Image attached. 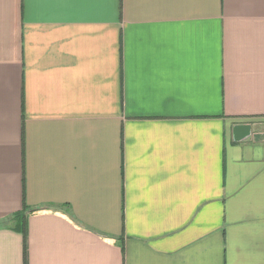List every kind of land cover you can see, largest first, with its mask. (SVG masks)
<instances>
[{
  "label": "crops",
  "instance_id": "obj_1",
  "mask_svg": "<svg viewBox=\"0 0 264 264\" xmlns=\"http://www.w3.org/2000/svg\"><path fill=\"white\" fill-rule=\"evenodd\" d=\"M0 264H264V0H0Z\"/></svg>",
  "mask_w": 264,
  "mask_h": 264
},
{
  "label": "trees",
  "instance_id": "obj_2",
  "mask_svg": "<svg viewBox=\"0 0 264 264\" xmlns=\"http://www.w3.org/2000/svg\"><path fill=\"white\" fill-rule=\"evenodd\" d=\"M39 211V209H34V210H29V209H27L25 206L23 207V209H22V211L19 213V214H17V215H15L14 216V220H16V224L18 223V225L20 226V227H22V229H19L20 231H24L25 230V227H24V225H25V221H26V215L28 214V213H33V212H38ZM23 227H24V229H23Z\"/></svg>",
  "mask_w": 264,
  "mask_h": 264
}]
</instances>
